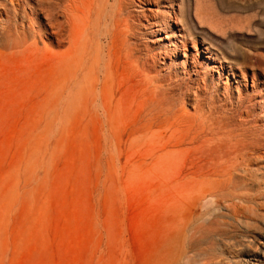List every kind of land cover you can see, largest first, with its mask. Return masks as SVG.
<instances>
[{
  "label": "rangeland",
  "instance_id": "rangeland-1",
  "mask_svg": "<svg viewBox=\"0 0 264 264\" xmlns=\"http://www.w3.org/2000/svg\"><path fill=\"white\" fill-rule=\"evenodd\" d=\"M0 264H264V0H0Z\"/></svg>",
  "mask_w": 264,
  "mask_h": 264
},
{
  "label": "bare ground",
  "instance_id": "bare-ground-1",
  "mask_svg": "<svg viewBox=\"0 0 264 264\" xmlns=\"http://www.w3.org/2000/svg\"><path fill=\"white\" fill-rule=\"evenodd\" d=\"M43 8H44V7H43ZM40 9H41V8H40ZM41 11H42V10H41ZM46 20H47V22L53 24L54 28L57 29V31L54 32V34L58 37V40H57V41H59V37L61 36V32H62V30H61L62 23L56 22L55 19H54V17H53L51 14H47V15H46ZM209 54H210V53H209ZM100 64H101V63H100Z\"/></svg>",
  "mask_w": 264,
  "mask_h": 264
}]
</instances>
